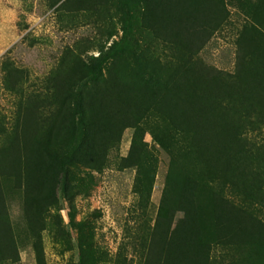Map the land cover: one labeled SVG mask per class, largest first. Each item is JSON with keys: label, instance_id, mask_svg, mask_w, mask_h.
I'll list each match as a JSON object with an SVG mask.
<instances>
[{"label": "rangeland", "instance_id": "obj_1", "mask_svg": "<svg viewBox=\"0 0 264 264\" xmlns=\"http://www.w3.org/2000/svg\"><path fill=\"white\" fill-rule=\"evenodd\" d=\"M0 264H264V0H0Z\"/></svg>", "mask_w": 264, "mask_h": 264}, {"label": "trees", "instance_id": "obj_2", "mask_svg": "<svg viewBox=\"0 0 264 264\" xmlns=\"http://www.w3.org/2000/svg\"><path fill=\"white\" fill-rule=\"evenodd\" d=\"M165 5H166V4H165ZM165 5H164V6H165ZM160 6H161V5H160Z\"/></svg>", "mask_w": 264, "mask_h": 264}]
</instances>
